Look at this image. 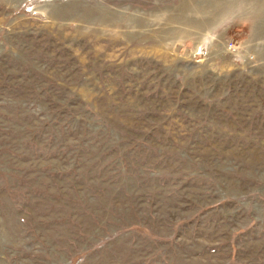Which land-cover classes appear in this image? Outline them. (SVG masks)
Returning <instances> with one entry per match:
<instances>
[{"label":"rangeland","instance_id":"rangeland-1","mask_svg":"<svg viewBox=\"0 0 264 264\" xmlns=\"http://www.w3.org/2000/svg\"><path fill=\"white\" fill-rule=\"evenodd\" d=\"M0 264H264V0H0Z\"/></svg>","mask_w":264,"mask_h":264},{"label":"built area","instance_id":"built-area-1","mask_svg":"<svg viewBox=\"0 0 264 264\" xmlns=\"http://www.w3.org/2000/svg\"><path fill=\"white\" fill-rule=\"evenodd\" d=\"M226 48H227L228 52L233 54V55H236L238 53V48L233 42L227 43Z\"/></svg>","mask_w":264,"mask_h":264}]
</instances>
